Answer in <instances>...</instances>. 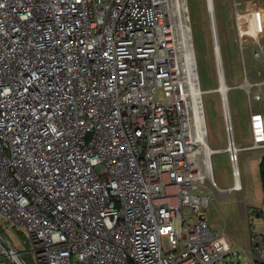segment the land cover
<instances>
[{
	"label": "built area",
	"instance_id": "obj_1",
	"mask_svg": "<svg viewBox=\"0 0 264 264\" xmlns=\"http://www.w3.org/2000/svg\"><path fill=\"white\" fill-rule=\"evenodd\" d=\"M241 5L253 143L237 147L224 111L228 145L210 154L213 169L215 154L229 155L235 185L222 189L185 100L168 0H0V229L27 237L34 264H219L232 253L201 213L208 183L244 205L239 155L264 149L253 104L264 94V5ZM246 212L244 264H264V230L251 231Z\"/></svg>",
	"mask_w": 264,
	"mask_h": 264
},
{
	"label": "rangeland",
	"instance_id": "obj_2",
	"mask_svg": "<svg viewBox=\"0 0 264 264\" xmlns=\"http://www.w3.org/2000/svg\"><path fill=\"white\" fill-rule=\"evenodd\" d=\"M179 0H168L170 15L177 29L179 17L175 14ZM188 8L189 25L192 33L193 47L195 51L199 84L204 94L202 106L205 114V122L208 132V142L212 149L223 150L228 145L226 124L224 119L223 100L216 89L220 86L218 73V57L214 43V30L207 0H185ZM235 0H212L214 7L216 28L219 39L222 66L226 85L230 87L228 93L229 108L232 119L234 139L237 147H248L253 143L250 109L246 90L242 87L245 81L242 58L236 29L234 15ZM242 4L241 9H257L258 4L264 5V0H236ZM179 2H182L180 0ZM210 4V1H209ZM177 15V16H176ZM180 31V28H179ZM176 57L180 65L184 64V51L182 52L180 41L182 35L177 31ZM181 35V36H180ZM182 42V41H181ZM264 44V39H263ZM245 55L247 62L253 63V49L251 41L247 38ZM259 68L263 69L262 67ZM184 76V75H183ZM261 100H254L255 110L264 115V94ZM264 158V149L243 151L239 155V171L243 186L244 205L240 202V196L236 192L231 194L220 193L209 183L206 185L205 196H209L211 189L210 206L202 211L208 225L214 232L225 230L233 244L232 253L219 264H244L251 260V256L244 249H250V229L247 219L251 223V231L261 232L264 223L257 229L258 209L264 207V190L260 179V163ZM215 180L222 189H229L235 185L233 167L226 152H220L213 157ZM8 245L15 249L21 259L27 264H34L30 251V245L24 234L13 233L11 236L1 235ZM20 244H23L21 246ZM0 264H12L10 259L0 253Z\"/></svg>",
	"mask_w": 264,
	"mask_h": 264
},
{
	"label": "bare ground",
	"instance_id": "obj_3",
	"mask_svg": "<svg viewBox=\"0 0 264 264\" xmlns=\"http://www.w3.org/2000/svg\"><path fill=\"white\" fill-rule=\"evenodd\" d=\"M179 1L177 3V10L175 14H177L178 16L180 15L179 23L177 25V31L180 32L182 35V40H181L182 42L180 41V44H181L182 52L184 51L183 53L184 54L183 56L184 64L180 65L178 63V66H179L182 76L184 75L183 78L185 79L186 84H187L185 93H188V98L190 99L186 97L185 100L187 103L192 104L193 114L195 118V126L197 128V133H198V140L201 141L205 145L206 162L208 164L211 177L215 178V172H214V169L212 168V159L210 157L212 148L210 147V145L207 142V139L205 138L207 127H206V123L203 120V106H202V98H201L203 91L201 90L200 84H199L197 63H196V57L194 55L195 51L193 47L194 45H193L192 33H191L192 30L189 25L188 8H187L188 6L185 0H182V2H179ZM209 1H210V4H209ZM207 2H208V9L209 11L211 9V12H212V16H211L212 18L211 17L210 18H211V21L213 19V24L215 26V28L213 27L214 35H215L214 38L216 37V40H218V43L216 45V52H217L216 56L218 57L219 66H222L219 39H218V33H217V28H216L215 12L213 9L214 7H212L213 5L212 0H208ZM179 28H180V31H179ZM228 91H229V87L226 85L224 73H223V70H221L220 86L216 89V92H220V94H222V96L225 99V108H224L225 112H230ZM0 249H1V246H0ZM13 257L17 261H19L16 254H14Z\"/></svg>",
	"mask_w": 264,
	"mask_h": 264
},
{
	"label": "water",
	"instance_id": "obj_4",
	"mask_svg": "<svg viewBox=\"0 0 264 264\" xmlns=\"http://www.w3.org/2000/svg\"><path fill=\"white\" fill-rule=\"evenodd\" d=\"M209 12H210V14L212 16L211 9H210ZM212 23H213V19H212ZM215 39H216V37H215ZM217 43H218V40H217ZM0 246H1V249H3V250L0 249V253H3L4 252L3 254H6V256L10 259V261H11L12 264H26L21 259L20 254L15 249H13L10 245H8V243H6L5 240L1 237V235H0ZM14 254H16V256L19 259V261H17L13 257Z\"/></svg>",
	"mask_w": 264,
	"mask_h": 264
},
{
	"label": "trees",
	"instance_id": "obj_5",
	"mask_svg": "<svg viewBox=\"0 0 264 264\" xmlns=\"http://www.w3.org/2000/svg\"><path fill=\"white\" fill-rule=\"evenodd\" d=\"M260 179H261V183H262L263 190H264V158L261 160V163H260ZM255 213H257L258 216H261V212L260 213L255 212ZM3 234H4V232L0 229V235H3Z\"/></svg>",
	"mask_w": 264,
	"mask_h": 264
}]
</instances>
